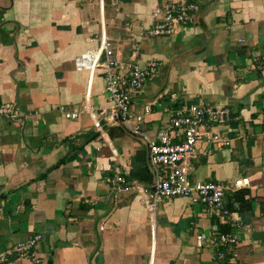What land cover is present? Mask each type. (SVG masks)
I'll use <instances>...</instances> for the list:
<instances>
[{"label": "crops", "instance_id": "0c3cea01", "mask_svg": "<svg viewBox=\"0 0 264 264\" xmlns=\"http://www.w3.org/2000/svg\"><path fill=\"white\" fill-rule=\"evenodd\" d=\"M168 1L0 0V104L16 114L0 117V250L39 234L33 251L47 264H216L223 223L211 207L174 196L149 209L136 188L105 182L118 171L150 188L154 172L142 138L110 116L99 69L82 107L87 71L74 58L104 36L117 61L158 62L131 102L133 114L149 104L148 134L174 107L229 108L230 120L195 144L189 177L229 186L230 264H264V66L252 62L264 56V0H193L191 21L148 34ZM211 131L229 144L207 141ZM239 192L243 209L229 203Z\"/></svg>", "mask_w": 264, "mask_h": 264}, {"label": "built area", "instance_id": "2783aa9c", "mask_svg": "<svg viewBox=\"0 0 264 264\" xmlns=\"http://www.w3.org/2000/svg\"><path fill=\"white\" fill-rule=\"evenodd\" d=\"M114 6L117 0H108ZM102 5L101 0H99ZM198 5L193 0H170L155 7L153 14L158 19L147 29V33L155 36H165L174 33L177 28L192 20ZM255 67L264 66V56L253 58ZM158 62L147 60L143 65L123 63L114 58L110 43L100 36L98 46L87 49L74 58L76 70L87 71V83L84 90L83 109L88 110L87 101L90 95V82L94 72L99 69L103 79V92L109 103L110 116L118 121L133 135H137L146 144L147 163L154 172V181L150 188L128 184L123 174L115 171L105 177V182L113 191H123L136 188L143 202L150 209L159 202L170 197H184L191 202H198L211 207L222 223H235L231 212L224 205V194L229 186L215 180H199L189 177L190 165L188 159L192 156L195 144L206 134L204 129L226 124L230 120L229 108L226 106H207L198 103L181 105L169 110L164 127L157 128L150 135L142 127L143 113L149 111L145 103L142 112L133 114L131 102L140 92L142 83L155 75ZM174 94H171L173 97ZM65 117L74 118L75 111H64ZM15 118L14 108L10 103L0 104V117ZM94 126L102 133L98 122ZM206 140L216 144L228 145L229 141L221 137L217 131L206 135ZM248 184V178H238L233 186ZM40 235L18 241L8 248L0 250V264H47L43 257L33 251ZM217 248L214 250L216 264H230L227 253L236 241L232 231L221 232L213 236Z\"/></svg>", "mask_w": 264, "mask_h": 264}, {"label": "trees", "instance_id": "16d2710c", "mask_svg": "<svg viewBox=\"0 0 264 264\" xmlns=\"http://www.w3.org/2000/svg\"><path fill=\"white\" fill-rule=\"evenodd\" d=\"M62 162V160H59L58 163ZM236 201L237 206L239 209H243L245 207L246 202L242 199V193L239 192L235 196L231 198L229 203ZM225 207L227 208V203L224 202ZM228 209V208H227ZM229 210V209H228ZM230 211V210H229ZM217 231L219 232H228L230 230V222L227 220V222L223 224H217L216 226Z\"/></svg>", "mask_w": 264, "mask_h": 264}]
</instances>
